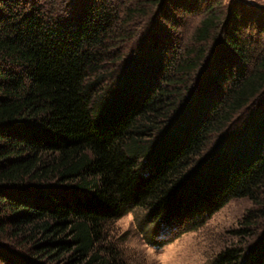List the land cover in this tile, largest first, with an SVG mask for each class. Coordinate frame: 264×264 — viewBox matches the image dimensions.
<instances>
[{
  "label": "trees",
  "instance_id": "16d2710c",
  "mask_svg": "<svg viewBox=\"0 0 264 264\" xmlns=\"http://www.w3.org/2000/svg\"><path fill=\"white\" fill-rule=\"evenodd\" d=\"M244 199L209 264H264V6L0 0V264H128L125 215L158 251Z\"/></svg>",
  "mask_w": 264,
  "mask_h": 264
},
{
  "label": "rangeland",
  "instance_id": "374dc122",
  "mask_svg": "<svg viewBox=\"0 0 264 264\" xmlns=\"http://www.w3.org/2000/svg\"><path fill=\"white\" fill-rule=\"evenodd\" d=\"M229 0H224V3ZM239 1V0H238ZM255 6H264V0H240ZM186 41L198 25V16L187 17ZM252 208L247 199L233 200L208 219L202 227L191 233L179 235L172 243L161 250L146 245L143 234L138 231L136 220L142 221L143 212H137V218L128 214L109 225L106 229V241L123 254L128 264H209L216 255L239 240L232 231L239 228L244 213ZM179 226L166 228L160 235L163 240L177 234ZM170 236V237H169Z\"/></svg>",
  "mask_w": 264,
  "mask_h": 264
}]
</instances>
